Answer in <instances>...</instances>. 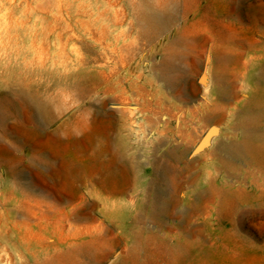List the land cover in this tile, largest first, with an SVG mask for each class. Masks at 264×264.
Returning a JSON list of instances; mask_svg holds the SVG:
<instances>
[{
  "label": "rangeland",
  "instance_id": "rangeland-1",
  "mask_svg": "<svg viewBox=\"0 0 264 264\" xmlns=\"http://www.w3.org/2000/svg\"><path fill=\"white\" fill-rule=\"evenodd\" d=\"M145 1L0 0V97L23 83L49 85L63 106L53 118L41 114L43 131L27 133L24 144L14 145L0 127V157L12 151L8 162L0 159V264H52L92 238L105 249L96 264H264V78L259 76L264 0H198L185 24L204 9L210 17L189 34L195 46L176 63L183 78L175 86L161 77L158 65L180 25L150 39L139 21ZM217 22L244 44L240 62L229 66L221 87L214 84V60L204 41ZM66 66L73 88L55 84L50 73L56 67L55 77H65ZM226 86L233 87L229 98ZM245 116L255 121L250 134L258 152L244 150ZM10 126L19 130L13 120ZM32 151L48 160H28ZM126 159L132 161L133 177L106 178L127 173ZM156 162L175 178L164 187L179 203L160 218L150 215L156 188L147 190ZM207 179L219 193L191 221L181 222L180 212L190 209V192L208 189ZM99 194L123 196V209L113 212L116 221L109 219L110 208H104ZM140 207L143 222L135 225L131 220ZM74 208H91L103 223L101 232L97 223L75 218ZM85 231L90 236L81 237ZM142 243L146 251L140 252ZM126 247L137 252L138 260L125 255ZM78 259L94 263L87 255ZM61 264L74 263L64 258Z\"/></svg>",
  "mask_w": 264,
  "mask_h": 264
},
{
  "label": "bare ground",
  "instance_id": "bare-ground-1",
  "mask_svg": "<svg viewBox=\"0 0 264 264\" xmlns=\"http://www.w3.org/2000/svg\"><path fill=\"white\" fill-rule=\"evenodd\" d=\"M180 2V1H179ZM198 0H182L181 4L175 2H170L167 0H160L157 2H151L149 0H146L143 2L141 7L139 8V21L144 26V34L148 36L150 39H153L155 37H158L162 35L163 33L167 32L169 29L171 30L172 27L175 25H180L178 28V33L175 39L164 48L163 57L160 60V63L158 65V69L161 71V77L166 81V83L170 86H175L178 84L182 78V71L178 68L176 65L177 62L184 61L185 56L193 49L195 46V39L190 38L189 34H193V32L198 29V25H200L204 19L210 17V12L208 10L204 9L203 12L197 17V19H193V22L190 24H185L189 14L197 7ZM202 9V8H201ZM237 15V18L239 17V13H235ZM193 18V17H192ZM190 20V19H189ZM182 22V23H181ZM201 27V26H200ZM200 30V28L198 29ZM176 32V31H175ZM213 32V31H212ZM174 34V33H173ZM193 37V36H191ZM199 39V38H198ZM201 39V36H200ZM205 44L210 45V51L212 52L213 56V67L211 70V75L214 81V84L217 86L224 85V81L227 79V71L229 69V66L232 65V63H239L240 58L243 55V47L244 44L237 39L234 35H232L227 30H224L223 27L219 26V23L217 22L216 28L214 29L213 34L209 38L204 39ZM126 45V44H125ZM164 46V45H163ZM162 46V47H163ZM113 48V47H112ZM209 49V48H208ZM251 49V48H250ZM139 50V49H138ZM117 51V50H116ZM205 52V51H204ZM136 54V53H135ZM210 55V54H209ZM120 59V58H119ZM200 59V58H199ZM195 60H197L195 58ZM210 62V61H209ZM82 63V62H81ZM257 63V62H256ZM208 64V63H207ZM244 64V62L240 63ZM207 66V65H206ZM254 66V65H252ZM50 69V68H49ZM85 69V68H84ZM83 69V70H84ZM88 69V68H87ZM210 69V68H209ZM236 69V68H235ZM67 70V74L65 77H55L58 73V70L56 67L52 68L50 73L52 78L54 79V83H64L67 87L74 86L73 83L70 81L69 74L71 73V69H69L67 66L65 68ZM253 70V69H252ZM42 71V70H41ZM47 72V71H46ZM98 72V71H97ZM105 72V70L103 71ZM28 73V72H26ZM207 73V72H206ZM25 74V73H24ZM23 75V74H22ZM32 75V74H31ZM105 75V74H104ZM107 76H109L106 73ZM111 75V74H110ZM191 75V74H190ZM245 75V74H244ZM249 75V74H248ZM26 76V75H25ZM29 76V75H28ZM105 76V77H107ZM259 76L264 78V70L259 72ZM21 77V76H20ZM103 77V74H102ZM72 78V77H71ZM211 78V79H212ZM106 79V78H105ZM205 78L203 77L202 80ZM245 79V78H244ZM17 81V80H16ZM189 81V79H188ZM192 81V80H191ZM26 82V81H25ZM74 82V81H73ZM94 82V81H93ZM103 82V81H102ZM203 82V81H202ZM226 82V81H225ZM263 82V81H262ZM79 83V82H78ZM87 83V82H86ZM99 83V82H98ZM24 84V83H23ZM20 85L18 89L11 90L9 93H6L5 95L0 97V127L4 131V134L7 136L12 137L14 140L13 144L15 143L24 144L26 143V134L27 133H41L43 131V125L40 121V115H45L47 118H53L56 115L60 114L63 110V106L60 104L62 101L60 98H58L57 95H52L49 93L50 87L49 85H34L32 83H25V85ZM89 84V83H87ZM77 85V84H76ZM91 85V84H90ZM19 86V85H18ZM80 86V85H78ZM89 86V85H88ZM258 86V85H257ZM81 87H83L81 85ZM188 87V86H187ZM231 87V86H230ZM73 88V87H72ZM75 88V87H74ZM84 88V87H83ZM91 88V86L89 87ZM109 88V87H108ZM111 88V87H110ZM113 88V87H112ZM233 87H231L232 90ZM77 89V88H76ZM82 89V88H81ZM114 89V88H113ZM183 89V88H182ZM219 89V87H218ZM224 89V88H223ZM222 89V90H223ZM254 89V88H253ZM79 90V88H78ZM84 90V89H82ZM80 90V91H82ZM89 89H87L88 91ZM91 90V89H90ZM89 90V91H90ZM229 87L226 86V96L229 98V92L231 91ZM252 91V89H250ZM259 90V88H258ZM77 91V90H76ZM115 91V90H114ZM219 91V90H218ZM248 91V90H247ZM83 92V91H82ZM91 92V91H90ZM224 92V91H223ZM258 92V91H257ZM84 93H86L84 91ZM231 93V92H230ZM234 93V92H233ZM253 93V92H252ZM61 94V93H60ZM184 94V92H183ZM210 94V93H209ZM208 94V95H209ZM235 94V93H234ZM259 94V93H258ZM260 94L263 95V93L260 92ZM59 95V94H58ZM80 95V94H79ZM223 95V96H224ZM231 95V94H230ZM121 96V95H120ZM220 96V95H219ZM233 96V95H232ZM253 96V95H252ZM258 96V95H257ZM80 97V96H79ZM254 97V96H253ZM222 98V96H221ZM211 99V97H210ZM224 99V98H223ZM227 100V99H226ZM225 100V101H226ZM252 100V99H251ZM66 100H64L65 102ZM209 101V100H208ZM224 101V100H223ZM224 101V102H225ZM244 101V100H243ZM264 101V100H263ZM63 102V103H64ZM216 102V101H215ZM238 102V101H237ZM253 102V101H252ZM256 102V101H255ZM261 102V100H260ZM223 103V102H222ZM227 103V102H226ZM215 103H213L214 105ZM233 104V103H232ZM245 104V103H244ZM251 104V103H250ZM224 105V104H223ZM252 105V104H251ZM217 106V105H216ZM222 106V105H221ZM250 106V105H249ZM253 106V105H252ZM264 106V105H263ZM213 107V106H212ZM202 108V107H201ZM209 108V107H208ZM243 108V107H242ZM249 108V107H248ZM222 111V110H221ZM198 112V111H197ZM210 112V111H209ZM41 115V116H42ZM60 116V115H59ZM216 117V115H215ZM220 117V116H218ZM238 117V116H237ZM44 118V117H43ZM46 119V118H45ZM10 120L15 121L19 125V130L14 131L11 129L10 126ZM174 120V119H173ZM131 121V120H130ZM255 121L250 116H245L241 121V127L243 128V146L245 149L254 150L255 152H258L260 147L258 145H253L254 143L251 142V134H250V126ZM66 124V123H64ZM30 125V127H29ZM50 125V123H49ZM63 125V124H62ZM59 126V124H58ZM66 126V125H65ZM57 127V126H56ZM61 127V126H60ZM55 128V127H54ZM63 128V127H62ZM65 128V127H64ZM69 129V128H68ZM1 131V130H0ZM65 131V129L63 130ZM71 135V134H70ZM8 139V138H7ZM227 139V138H226ZM230 139V138H229ZM241 139V138H240ZM228 140V139H227ZM234 145V144H233ZM240 145V144H239ZM17 146V145H16ZM241 146V145H240ZM20 147V146H19ZM240 148V147H239ZM251 148V149H250ZM178 149V148H177ZM219 149V148H218ZM225 149V148H224ZM242 149V148H241ZM212 150V149H211ZM235 150V149H234ZM238 150V148L236 149ZM240 150V149H239ZM243 151L248 152V151ZM241 151V150H240ZM11 155V150L6 149L4 155L0 157L3 161L8 162L9 155ZM171 152V151H170ZM214 152V151H213ZM218 152V150H217ZM239 152V151H238ZM253 152V151H252ZM145 153V152H144ZM165 153V152H164ZM212 153V152H211ZM224 153V152H223ZM250 153V152H249ZM171 154V153H170ZM181 154L184 155V152ZM180 154V155H181ZM247 154V153H246ZM245 154V155H246ZM157 155V154H156ZM159 155V154H158ZM168 155V154H167ZM175 156V154H173ZM242 155V154H240ZM254 155V154H253ZM171 156V155H170ZM247 156V155H246ZM257 156V155H256ZM173 157V156H172ZM181 157V156H179ZM241 157V156H240ZM243 157V156H242ZM255 157V156H254ZM177 158V157H176ZM175 158V160H177ZM185 158V157H184ZM224 158V156H223ZM227 158V157H226ZM231 158V157H230ZM229 158V159H230ZM238 158V157H237ZM245 158V157H244ZM249 158V157H248ZM1 159V160H2ZM170 159V158H169ZM168 159V160H169ZM218 159V157H217ZM220 159V158H219ZM232 159V158H231ZM246 159V158H245ZM250 159V158H249ZM248 159V160H249ZM28 160L32 162H37L39 160L41 161H47V158H44L43 156H40L36 151H32V154L28 157ZM173 160V159H172ZM233 160V159H232ZM156 161V160H154ZM174 161V160H173ZM181 161V160H180ZM221 161V160H220ZM226 161V160H225ZM250 161V160H249ZM139 162V161H138ZM224 162V161H223ZM227 162V161H226ZM231 162V161H230ZM131 163V162H130ZM157 163V162H156ZM178 163V160L177 162ZM251 163V162H249ZM175 164V163H174ZM140 165V164H139ZM213 165V164H212ZM264 165V163L262 164ZM140 167V166H139ZM222 167V166H221ZM224 167V166H223ZM230 167V166H229ZM263 167V166H262ZM261 167V168H262ZM209 168V167H208ZM218 168V167H217ZM171 169V168H170ZM225 169V168H224ZM227 169V168H226ZM10 170L12 172H17L16 169L13 167H10ZM235 170V169H234ZM141 172V170H140ZM168 167L162 164L159 165L157 163L155 175L151 178V180L148 183V191L151 189V187L155 186L156 194L152 196L150 201V211L153 218L155 217H164L170 213V211H173L177 206L178 202L175 199L174 193L172 191L167 192L165 189V184L168 183L169 180L175 179L174 177H167L168 175ZM204 173V172H203ZM139 176V175H138ZM203 176V175H202ZM107 178V177H106ZM120 178V177H119ZM117 178V179H119ZM199 181H200V177ZM137 179V178H136ZM193 179V178H192ZM197 179V178H196ZM194 180V179H193ZM208 181L206 183L209 184L208 189L206 190H199L195 188L192 192H190L188 198L189 210L181 211L180 212V221L185 222L186 224L191 221L194 217H196V214L200 212V209L202 208V204L206 202L207 200H210L212 197L216 196L217 193H219V189L217 185L214 184L212 179H207ZM138 182V181H137ZM200 183V182H199ZM220 183V182H219ZM207 185V184H206ZM221 185V184H219ZM127 186V185H126ZM200 188L202 187L199 185ZM223 186V183H222ZM225 187V184H224ZM106 188V187H105ZM110 188V187H109ZM127 188H131V185L128 187H121V192H125ZM175 188V187H174ZM108 189V188H107ZM202 189V188H201ZM115 189H108V191H113ZM147 191V192H148ZM167 192V193H166ZM188 195V194H187ZM100 196V194H99ZM123 197V196H122ZM122 197L119 195H104L100 196V199L103 201L104 208H110L108 211L109 219L114 221L117 219L115 215H113V212L117 213L118 207L123 209V204L121 201L123 200ZM186 198V201H187ZM224 199L227 198V193L223 196ZM99 199V198H98ZM141 200V199H140ZM219 200V199H218ZM223 200V199H222ZM129 203L132 205L133 201L128 200ZM221 201V200H220ZM99 202V200H98ZM126 202V201H125ZM136 202V201H135ZM218 202V201H217ZM224 202V201H223ZM127 203L126 205H128ZM141 203V202H139ZM144 202L141 203V206ZM219 203V202H218ZM225 203V202H224ZM99 204V203H98ZM129 204V205H130ZM223 204V203H222ZM144 205V204H143ZM210 206V205H209ZM134 207V205H133ZM131 206V208H133ZM128 208V207H127ZM178 208V207H177ZM75 209V208H74ZM146 209V207H145ZM180 209V208H179ZM129 210V209H128ZM143 209L140 207L139 211H137L135 217L132 218L131 223L134 222L136 225L137 223L143 222L141 214ZM216 210V209H215ZM214 210V211H215ZM105 212V211H104ZM112 212V213H111ZM73 216L79 220H82L84 222H89L91 224H95L96 227L100 229V226L103 224L101 222H98V217L95 216L91 208L83 209L81 211H76V209L72 212ZM114 213V214H115ZM123 214V213H122ZM131 214V212H130ZM215 215V214H214ZM72 216V217H73ZM204 216V215H203ZM116 217V218H115ZM159 217V218H160ZM215 217V216H214ZM207 218V217H206ZM221 218V217H220ZM203 219V218H202ZM153 220V219H152ZM157 220V219H156ZM155 220V221H156ZM103 221V220H102ZM116 221V220H115ZM163 224V223H162ZM86 225V224H85ZM131 225V224H130ZM190 226V225H189ZM105 228V227H104ZM91 226H87L86 230L91 233ZM96 229V228H95ZM102 229V228H101ZM101 229L99 230L101 232ZM80 232L81 237H85L88 235V232ZM94 231V230H93ZM127 231V230H126ZM201 233V232H200ZM95 234V233H94ZM93 234V236H94ZM92 235V233H91ZM100 235V234H99ZM90 236V235H88ZM101 236V235H100ZM111 236V235H110ZM194 236V235H193ZM95 238V237H94ZM98 238V237H97ZM124 238V237H123ZM90 239V238H89ZM131 240V239H130ZM163 240V239H162ZM150 241V240H149ZM156 241V240H155ZM169 242V241H168ZM107 243V242H106ZM74 244V243H73ZM103 244V243H102ZM141 244V243H140ZM152 244V243H151ZM162 244V243H161ZM189 244V242H188ZM70 245V244H69ZM146 243H142L139 247V251H146ZM168 245V244H167ZM45 246V245H43ZM42 246V247H43ZM139 246V244H138ZM69 247V246H68ZM131 247V246H129ZM107 248V247H106ZM112 248L111 245H108V249ZM135 249V248H134ZM46 250V249H45ZM43 250V251H45ZM105 249L100 246H96L94 243V239L90 240H83L80 245L76 247H72L66 251L65 255H59L58 257L54 258L52 264H61L63 259L69 258L72 259L74 264H81V261L78 259L79 256H90L92 257L93 264L98 263L101 260L102 253H104ZM151 250V249H150ZM169 252L172 253V250L169 247ZM62 251V250H61ZM64 251V252H65ZM181 251V249H180ZM47 252V251H45ZM56 252L58 253V250L56 249ZM126 256L131 258L132 261H136V251H133L131 248L126 247ZM175 252V251H174ZM177 252V251H176ZM181 253V252H180ZM173 254V253H172ZM51 255V253H50ZM53 255V254H52ZM123 255V254H122ZM147 255V254H146ZM45 257V256H44ZM52 257V256H51ZM50 258V257H49ZM41 259V258H40ZM44 260V258L42 259ZM41 260V261H42ZM160 261V260H159ZM125 261L119 263V264H126ZM45 263V262H44ZM136 263V262H135ZM134 263V264H135Z\"/></svg>",
  "mask_w": 264,
  "mask_h": 264
},
{
  "label": "crops",
  "instance_id": "crops-1",
  "mask_svg": "<svg viewBox=\"0 0 264 264\" xmlns=\"http://www.w3.org/2000/svg\"><path fill=\"white\" fill-rule=\"evenodd\" d=\"M131 162V163H130ZM122 165L127 167V173H123L121 172L120 174H115V175H109V176H106V177H133L132 174H133V168L132 167V161L130 159H126L124 162L122 161Z\"/></svg>",
  "mask_w": 264,
  "mask_h": 264
}]
</instances>
